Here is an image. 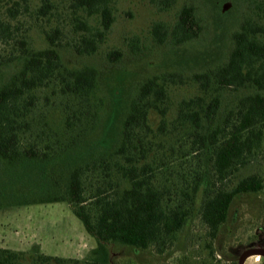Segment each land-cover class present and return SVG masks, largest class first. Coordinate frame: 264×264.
I'll list each match as a JSON object with an SVG mask.
<instances>
[{
	"label": "trees",
	"instance_id": "1",
	"mask_svg": "<svg viewBox=\"0 0 264 264\" xmlns=\"http://www.w3.org/2000/svg\"><path fill=\"white\" fill-rule=\"evenodd\" d=\"M55 1L39 0L35 18L49 22ZM62 1L68 4L71 36L58 25L40 24L43 48L32 47L27 36L16 37L9 18L20 14L19 2L6 9L7 18L0 14V43L9 47L0 54V65L19 64L0 84V169L3 179L17 180L25 170L39 168L44 188L30 196L12 193L6 205L66 202L95 246L82 259L47 255L36 247L27 252L0 247V264H111L113 244L162 254L179 241L194 215L214 255V240L234 200L264 188L258 173L232 180L264 143V0H244L249 11L230 35L224 62L188 75L163 71L140 82L116 147L94 150L66 174H57L60 165H68L59 161L61 153L95 130L104 105L97 93L98 70L68 66L60 49L69 45L77 55L93 54L115 21V0ZM164 1L163 9L169 8L172 0ZM150 31L159 44L169 39L181 46L198 39L203 25L195 6L187 4L171 27L156 22ZM107 56L114 62L121 53L111 50ZM182 86L195 92L178 101L169 120V91ZM41 90H46L44 107L51 97L56 101L62 136L57 129L48 134L53 128L47 115L37 114Z\"/></svg>",
	"mask_w": 264,
	"mask_h": 264
},
{
	"label": "rangeland",
	"instance_id": "2",
	"mask_svg": "<svg viewBox=\"0 0 264 264\" xmlns=\"http://www.w3.org/2000/svg\"><path fill=\"white\" fill-rule=\"evenodd\" d=\"M15 2L20 3V14L16 19L8 18L15 26L17 38L27 36L32 47L43 48L41 25H58L68 39L71 36L67 2L55 1L49 22L45 18H35L39 0H3L0 14L4 13L7 18L6 9L13 7ZM187 4L195 6L203 25L200 37L181 46H172L169 39L163 44L157 43L151 35L152 24L162 22L171 27L179 9ZM164 5V0H115V21L96 52L77 55L69 45L61 47L62 59L68 66L91 65L98 70L97 93L103 98L104 105L95 130L87 132L80 141L61 153L59 161L68 165H60L61 168L55 170L57 174H66L68 166L83 160L94 150L110 151L116 147L129 100L140 82L163 71L178 70L188 75L224 62L231 46L230 35L249 11L244 0H172L169 8L163 9ZM89 21L93 27L97 26L95 19ZM7 48L0 43V54L5 55ZM111 50L121 53L114 62L107 56ZM17 68V63L0 65V84ZM194 92L191 87H171L167 101L169 120L175 116L178 101ZM44 94L46 90L37 93V114L41 118L42 114L47 115L46 119L53 128L48 134L57 129L58 136H62L58 128L61 112L52 97L44 107ZM151 120L156 126L159 118L154 113ZM175 137L177 133L168 141L173 142ZM24 172L25 175L17 180L6 176L3 179L5 172H0V192L1 189L4 192L0 195V247L26 252L36 247L47 255L73 259L86 257L95 246V240L85 232L68 203L6 205L12 193L30 196L44 188V175L40 174L39 168ZM252 173L260 174L264 180V143L259 153L239 169L232 180ZM203 235L204 227L194 215L180 232L179 241L164 253L158 254L152 248L141 250L113 244L110 245L111 264H238L246 249L264 248V188L234 200L228 220L214 240V255L204 245ZM243 264H264V253L248 254Z\"/></svg>",
	"mask_w": 264,
	"mask_h": 264
},
{
	"label": "water",
	"instance_id": "3",
	"mask_svg": "<svg viewBox=\"0 0 264 264\" xmlns=\"http://www.w3.org/2000/svg\"><path fill=\"white\" fill-rule=\"evenodd\" d=\"M251 253H264V248L255 247V248H248L245 251H243L238 259V264H243V260L245 256Z\"/></svg>",
	"mask_w": 264,
	"mask_h": 264
},
{
	"label": "crops",
	"instance_id": "4",
	"mask_svg": "<svg viewBox=\"0 0 264 264\" xmlns=\"http://www.w3.org/2000/svg\"><path fill=\"white\" fill-rule=\"evenodd\" d=\"M5 248V247H4Z\"/></svg>",
	"mask_w": 264,
	"mask_h": 264
}]
</instances>
